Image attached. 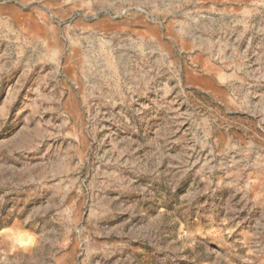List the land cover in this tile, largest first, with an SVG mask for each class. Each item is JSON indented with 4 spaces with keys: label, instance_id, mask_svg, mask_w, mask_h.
<instances>
[{
    "label": "rangeland",
    "instance_id": "1",
    "mask_svg": "<svg viewBox=\"0 0 264 264\" xmlns=\"http://www.w3.org/2000/svg\"><path fill=\"white\" fill-rule=\"evenodd\" d=\"M0 264H264V0H0Z\"/></svg>",
    "mask_w": 264,
    "mask_h": 264
}]
</instances>
